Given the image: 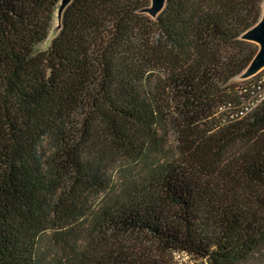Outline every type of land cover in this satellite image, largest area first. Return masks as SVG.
I'll return each instance as SVG.
<instances>
[{
    "label": "trees",
    "instance_id": "1",
    "mask_svg": "<svg viewBox=\"0 0 264 264\" xmlns=\"http://www.w3.org/2000/svg\"><path fill=\"white\" fill-rule=\"evenodd\" d=\"M60 1L0 0V264H264V0H71L38 51Z\"/></svg>",
    "mask_w": 264,
    "mask_h": 264
},
{
    "label": "rangeland",
    "instance_id": "2",
    "mask_svg": "<svg viewBox=\"0 0 264 264\" xmlns=\"http://www.w3.org/2000/svg\"><path fill=\"white\" fill-rule=\"evenodd\" d=\"M70 2H71V0H61L60 1L59 5L55 11V14H54L53 27H52L46 41H44L43 43H41L37 46L38 51L47 49L50 46L53 38L58 34L60 27H61V20H62L63 11H64L65 7ZM152 16H156V15H152ZM243 38L246 39V37H243ZM255 43H257L261 47L260 42L255 41ZM248 68H246L239 76H237L232 81L233 85L236 86L237 93L240 95H243V96H246L247 92L241 91L243 89L242 87L243 86L247 87V86L251 85V83L254 81V78L258 77L259 75L264 74V65L254 73H249ZM175 260H176L177 264H199V261L195 260L192 256H190L186 253H175Z\"/></svg>",
    "mask_w": 264,
    "mask_h": 264
},
{
    "label": "water",
    "instance_id": "3",
    "mask_svg": "<svg viewBox=\"0 0 264 264\" xmlns=\"http://www.w3.org/2000/svg\"><path fill=\"white\" fill-rule=\"evenodd\" d=\"M166 1L167 0H152L148 12L151 15H158L165 7ZM244 37H246V39L249 41H258L261 43V47L258 54L248 66L249 68L247 67L249 69V73H254L264 65V11L260 22L256 26L248 30L244 34Z\"/></svg>",
    "mask_w": 264,
    "mask_h": 264
},
{
    "label": "built area",
    "instance_id": "4",
    "mask_svg": "<svg viewBox=\"0 0 264 264\" xmlns=\"http://www.w3.org/2000/svg\"><path fill=\"white\" fill-rule=\"evenodd\" d=\"M247 92L243 102L236 112V116H245L264 100V74L259 75L251 85L242 87Z\"/></svg>",
    "mask_w": 264,
    "mask_h": 264
}]
</instances>
